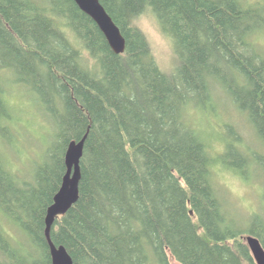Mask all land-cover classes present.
<instances>
[{"label": "trees", "instance_id": "16d2710c", "mask_svg": "<svg viewBox=\"0 0 264 264\" xmlns=\"http://www.w3.org/2000/svg\"><path fill=\"white\" fill-rule=\"evenodd\" d=\"M99 1L121 54L73 0H0V264H52L45 217L84 135L78 199L49 230L73 264H256L244 237L264 249V216L239 225L215 172L264 167V0ZM145 13L171 40V70L135 24ZM12 88L40 115V143ZM224 100L245 135L218 121ZM192 110L221 129L219 151Z\"/></svg>", "mask_w": 264, "mask_h": 264}, {"label": "rangeland", "instance_id": "374dc122", "mask_svg": "<svg viewBox=\"0 0 264 264\" xmlns=\"http://www.w3.org/2000/svg\"><path fill=\"white\" fill-rule=\"evenodd\" d=\"M135 24L146 36L160 67L164 70H171L175 63L173 46L171 40L160 30L156 19L150 13H145L136 19ZM20 91L22 90L20 89ZM8 98L13 107L21 113L22 120L33 123L31 126L21 123L20 129H22L24 133L28 132L32 140H41L43 137L40 135L43 131V129L40 128L41 118L38 117L40 115L37 116L34 106L29 103L27 98L14 92L13 88L8 91ZM220 104L222 106V109L220 110L222 111L218 117V121H227L228 123H234L236 125L239 123V126L242 129L241 131H243V134L245 135L247 126L242 121L244 119V114L241 113L231 101L224 100ZM189 115V119H191L192 123L195 122L198 124L200 129L207 128L209 130L208 133L210 134L211 144L215 147V151H219L221 146L218 143V135L221 133V129L218 125L209 122V115L206 117L201 114V110H192ZM44 132H47L46 129ZM247 138L249 141L256 142L251 134H248ZM25 146H27L28 152L34 150V148L27 143ZM28 152L26 156H28ZM235 159L237 163H241V159ZM240 167L244 170L243 176L238 175L237 177L228 169H225L220 165L217 166L215 172V184L218 193L224 200L232 218L236 219L238 224L243 227L250 224V222H247V217L253 212H259L262 218L264 216V167L257 163L253 165L251 170H249L248 167L244 168V166L241 165ZM258 175L259 177L255 178ZM168 255L171 264H179L169 252Z\"/></svg>", "mask_w": 264, "mask_h": 264}, {"label": "water", "instance_id": "95a60500", "mask_svg": "<svg viewBox=\"0 0 264 264\" xmlns=\"http://www.w3.org/2000/svg\"><path fill=\"white\" fill-rule=\"evenodd\" d=\"M78 8L88 15L103 33L108 45L116 54L125 51V39L120 29L114 23L110 15L105 10L99 0H73ZM86 135L78 142L69 143L65 156L66 173L64 174L61 186L54 195L53 202L48 208L45 224L46 236L50 244V255L52 264H73L63 246L56 247L50 242L49 230L57 215L64 214L78 199V185L81 177L80 159L83 153V146ZM246 244L256 264H264V249L259 240L252 235L245 236Z\"/></svg>", "mask_w": 264, "mask_h": 264}]
</instances>
